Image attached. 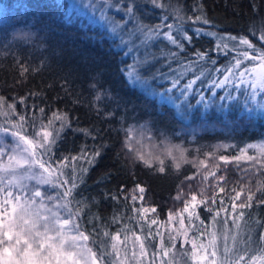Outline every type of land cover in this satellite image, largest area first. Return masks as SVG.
I'll list each match as a JSON object with an SVG mask.
<instances>
[{
    "label": "snow or ice",
    "instance_id": "snow-or-ice-1",
    "mask_svg": "<svg viewBox=\"0 0 264 264\" xmlns=\"http://www.w3.org/2000/svg\"><path fill=\"white\" fill-rule=\"evenodd\" d=\"M142 4L150 5L151 8H143ZM83 6L103 22L109 37L114 42L118 41L114 46L122 52L123 57H131V63L122 62L119 69L128 86L153 96L159 95L162 101L168 102L175 101L173 90H179L185 100L189 94L198 95L200 99L196 102L204 103L207 108L215 100L211 96L205 98L203 90L194 89L197 81L204 83V74L184 83L182 81L188 71L197 65L210 63L214 66L216 59L212 53H216L230 56L231 59L229 65L221 66L223 73L216 69L223 75L222 79L208 78L211 87L207 91L215 93L216 89H222L225 95H220L219 100H232L234 97L227 89L234 80L237 86L250 83L251 91L247 99L256 102L260 95L257 106L264 109V95H261L264 93V44L257 46L249 39L252 36L264 42V18L261 19L260 27L253 26L247 35H232L215 30L219 26L208 17L203 0L194 2L191 15L180 5L173 7L168 0H86ZM155 9L161 10L159 23H144V19ZM169 20L172 22L169 23ZM189 21L192 25L200 26L186 29L185 25ZM203 36L214 38L215 46L189 53L187 46L194 45V38ZM157 42H166L167 50L160 48L153 51ZM182 54H188L187 58L181 59ZM173 63L177 65L175 68L172 67ZM157 64L159 67H156ZM17 65L22 76L36 70L19 61ZM40 66H43V62ZM165 66L167 72L162 70ZM245 76L250 78L249 81H245ZM154 85L159 87V92ZM88 88L94 93L91 107L97 118L111 122L116 113L106 110L105 101L114 99L112 92L102 82L90 83ZM75 102H80L79 98ZM17 104L26 105L25 112H18ZM188 106L192 107L191 104ZM32 107L37 112L28 115L27 97L14 96L9 102V98L0 95V115L4 116V120L0 121V133L3 134L0 135V172L5 173L0 175V264H129L130 261L134 264H145L146 261L147 264H156L158 256L160 264H257L258 260L259 264H264V233L254 238V229L248 223L251 213H247L246 217L247 209L264 206V182L258 183L256 191L251 187L245 190L240 182H236L230 190L227 188L230 183L227 166L238 162L239 156L220 155L219 161L223 164H217L215 171H209L204 162L198 161L193 174L185 176L177 185L173 200L180 202L183 207L178 211L170 209L168 220H177L181 227L168 233L170 247H165L158 229L153 232L151 227L147 230L143 227L149 221L151 225L159 223V210L147 204L148 190L138 182L132 189L121 185L115 193L108 191L103 194L102 199H122L127 212L121 214L114 211L111 217H100L97 214L88 217L91 208L98 206L100 201L84 197L80 188L85 183V174L102 157L104 150L109 147L108 143L94 145L90 151L81 148L75 156H57L54 150L58 149L65 130L72 127L68 113L60 109H49L51 114L48 115L44 107L36 104ZM123 119L121 117V121ZM120 130L110 123L107 131L111 133ZM73 131L83 133L94 141L103 140L104 130L94 126L77 127ZM161 135L164 133L161 132ZM6 136L13 138L11 144L4 143ZM124 147L127 149L130 145L126 143ZM254 147H259L264 155V144L248 145V148ZM166 157L176 159L171 150ZM137 159L154 175H167L171 166L165 159L148 160L142 154H137ZM80 161L84 163L80 164ZM21 165L29 166L24 170L27 172L38 166L42 171L33 172L31 178L38 179L42 184H50L55 190V196L42 192L35 185L29 187L24 184L23 173L17 172ZM175 167L179 169L180 164L177 163ZM256 171L264 176V164H260ZM197 178L201 184L207 182L208 187L197 188L194 184ZM226 192L227 197L220 195ZM45 200L55 203L49 207ZM137 200L141 202L139 206ZM204 211L209 215L201 218ZM128 212L134 215H128ZM149 214L156 218L152 219ZM86 217L87 223L91 224V231L85 226ZM209 218L211 224L221 226L225 240L222 251L217 244V231H208L206 222ZM185 221L188 222V229L184 227ZM196 221L205 226L204 231L197 228ZM240 221H244L243 225ZM135 222L141 225L138 230L140 234L135 230ZM229 223L237 230L235 233L226 227ZM253 223L264 228V221ZM129 224H133V227L130 228ZM113 225L116 226L114 232L111 230ZM129 232L133 233L130 250L127 245ZM230 234L232 247L227 244ZM205 236L207 242L203 239ZM158 237L159 251L150 252L149 249L155 248L153 241ZM173 240L178 243L182 240L190 247L177 248ZM177 256L181 257L179 261Z\"/></svg>",
    "mask_w": 264,
    "mask_h": 264
},
{
    "label": "trees",
    "instance_id": "trees-1",
    "mask_svg": "<svg viewBox=\"0 0 264 264\" xmlns=\"http://www.w3.org/2000/svg\"><path fill=\"white\" fill-rule=\"evenodd\" d=\"M194 2L196 0H168L173 7L180 5L187 9L189 15L192 14ZM203 4L208 17L219 26L215 30L223 33L247 35L253 26L259 28L261 19L264 18V0H203ZM17 5L22 6L17 7ZM196 26L200 25H192L190 21L185 25L186 29ZM194 39V45L187 46L189 53L196 49L202 51L211 49L216 44V40L208 36ZM249 39L257 46L264 44L252 36H249ZM115 43L103 27L72 7L68 0H0V95L9 98V102L14 96L27 97L28 115L37 112L36 108L32 107L33 104L44 107L48 115L51 114L50 110L57 109L68 113L72 127L65 130L63 139L58 143V149L54 150L57 156H75L80 153L81 148L90 151L94 145L107 142L109 147L104 150L96 165L89 168V172L84 177L85 183L80 188L84 197L100 201L98 206L91 208L88 217L92 214L111 217L114 211L121 214L127 212L122 199L118 201L102 199L103 194L108 191L115 193L121 185L132 189L138 182L148 190L147 204L156 206L159 210V223L151 225L149 221L143 227L145 230L151 227L153 232L158 229L163 237L164 246L170 247L168 233L181 227L177 220H168L170 209L178 211L183 207L180 202L173 200L177 185L185 176L193 174L198 161L204 162L209 171H215L217 164H223L219 161L217 151L214 150L219 142L233 140L238 145L244 141L264 139V109L257 106L260 95L257 96L256 102L247 99V94L251 91L250 83L237 86L234 80L227 89L234 97L232 100H219L220 95H225L222 89H216L215 93L207 91L211 87L208 78L222 79L221 66L229 65L231 59L230 56L216 53H212L213 58L216 59L214 66L210 63L197 65L188 71L182 81V83L187 82L203 73L204 83L197 81L194 89L203 90L205 98L211 96L215 103L205 108L204 103L196 102L200 99L198 95L189 94V98L185 100L179 90H173L172 95L179 105L178 109L177 104L162 101L159 95L153 96L126 84L119 69L122 62L128 63V57H123L122 52L114 46ZM160 48L167 50L166 42H157L153 51ZM187 55L182 54L181 59H186ZM17 61L36 70L22 76ZM41 62H43L42 67ZM176 66L173 63L172 67ZM156 67H159V64ZM216 69H220L221 73ZM162 70L167 72L168 68L165 66ZM244 79L249 81L248 76ZM93 82H102L104 87L112 92L114 99L105 101L106 110L116 113L111 122L98 119L91 107L94 93L89 90L88 85ZM154 87L159 92V87L157 85ZM29 93L39 95H29ZM77 98L80 101L78 103L75 102ZM189 104L192 107H189ZM25 108L24 104L16 105L18 112H25ZM125 109H127L126 116ZM121 117H124L123 121ZM2 120L4 116L0 115V121ZM110 123L112 127L121 130L109 133L107 130ZM93 126L104 130L103 140L94 141L83 133L73 131L77 127ZM130 129H137L142 135H147L153 144V149L156 150L178 144L186 151V159L179 162L180 168L177 169L176 164H173L169 157H163L166 163L171 165L169 171L167 175H154L137 159V154H142L145 159L147 156L137 143L131 141ZM161 132L164 135H161ZM126 143L130 145L127 149L124 147ZM191 158L193 159L190 160ZM260 164H264L263 155L256 159H240L238 162L230 163L227 166L230 180L228 190L236 182H240L245 190L251 187L256 191L258 183L264 182V176L256 171ZM35 168L40 170L38 166ZM253 173L254 175H248ZM194 184L197 188L208 187L207 182L201 184L199 178ZM47 186L52 188L50 184ZM227 194L226 192L220 195L227 197ZM136 203L139 206L141 202L137 200ZM249 212L251 219L248 223L254 229L253 237L258 238L264 233V228L253 222L264 221V206L247 209L246 217ZM127 214L134 215L131 212ZM149 215L151 217V214ZM208 215L207 211H204L201 218ZM87 219L86 217L84 223L91 231V224L87 223ZM240 223L243 225L244 221ZM195 224L200 231L205 230V226L200 225L199 221ZM206 224L209 232L217 231V244L222 251L225 240L221 226L211 224L210 218ZM134 226L137 234H140L138 230L141 225L135 222ZM129 227H133V224H129ZM184 227L188 229L187 221ZM226 227L232 229L233 233L237 231L231 223ZM111 230L116 231V226L113 225ZM128 234L133 235L132 232ZM203 239L207 242V236ZM172 243L176 244L177 248L190 247L182 240L179 243L173 240ZM153 244L155 248L149 251L158 252L160 238L153 241ZM227 244L229 247L233 246L231 234ZM177 257L179 261L181 257Z\"/></svg>",
    "mask_w": 264,
    "mask_h": 264
},
{
    "label": "rangeland",
    "instance_id": "rangeland-1",
    "mask_svg": "<svg viewBox=\"0 0 264 264\" xmlns=\"http://www.w3.org/2000/svg\"><path fill=\"white\" fill-rule=\"evenodd\" d=\"M68 1L72 7L76 8L80 13L84 14L92 22L100 25L101 27H103L107 31V28L103 24V22H101L97 16H94L89 9H87L86 7L83 6L86 3V0H68ZM142 7L146 8V9L151 8L150 5H142ZM159 16H160V11L155 9L151 15H149L148 17H146L144 19V23H146V24H157V23H159ZM117 18H119V17H117ZM168 22L171 23L170 20ZM116 42H118V41H116ZM128 63H131V57H128ZM173 104L178 105V103H176V101H174ZM0 135H3V134L0 133ZM129 137L131 138L132 142L137 143L144 150V154L147 156L146 158L148 160L163 159V157H166V154L169 150H171L173 155L176 157L175 160H173L171 157H169L170 161L173 164H177V163L184 161L186 159V151L184 149H182L181 147H179V150H177L178 144H175V145H167L166 144L168 147L165 146V147H161L158 150H156V149H153V144H152L151 140L147 137V135L146 136L142 135V132L138 131L137 129H130ZM12 142H13V138L11 136L5 137V140H4L5 144H11ZM261 144H264V139H254V140L244 141L238 145L233 140H227L224 142H219L214 147V150L217 151L219 156L220 155H228L230 157L239 156L241 160H250L249 157L256 159L259 156H262V154L259 151V147L248 148V145L259 146ZM229 146H231V147H229ZM152 149H153V151H152ZM241 149H244V151L242 152ZM192 159L193 158H191L190 160H192ZM6 160H7V158L5 157V161H4L5 163H6ZM28 167H29L28 165H21L17 169L18 173H20V172L23 173L22 182L24 184H27L29 187H32L33 185H35V186L39 187L42 192H48L49 195L55 196V194H56L55 191L52 190V188L48 187L47 184H42L39 182L38 179L31 178L33 172L39 173L40 170H37L34 167L31 172L24 171L25 169H28ZM4 174H5L4 172H0V175H4ZM44 202L49 207H52L53 204L55 203L54 201L50 202L47 200H45ZM61 213L63 214L62 209H61ZM127 236H128L127 245H128V249L130 250L132 248V244H133V235L128 234ZM122 239H123V237H122ZM123 254H124V252L122 251L121 255L123 256ZM177 258L178 257H176V259ZM129 264H134V262L130 261ZM145 264H147V261L145 262ZM156 264H160V258L159 257H157Z\"/></svg>",
    "mask_w": 264,
    "mask_h": 264
}]
</instances>
